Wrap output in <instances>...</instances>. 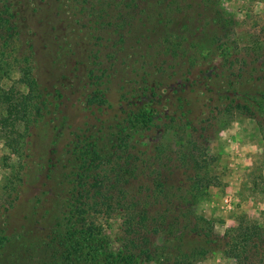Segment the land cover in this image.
Returning a JSON list of instances; mask_svg holds the SVG:
<instances>
[{
    "label": "rangeland",
    "instance_id": "obj_1",
    "mask_svg": "<svg viewBox=\"0 0 264 264\" xmlns=\"http://www.w3.org/2000/svg\"><path fill=\"white\" fill-rule=\"evenodd\" d=\"M89 1L0 0V264H264V0Z\"/></svg>",
    "mask_w": 264,
    "mask_h": 264
},
{
    "label": "trees",
    "instance_id": "obj_2",
    "mask_svg": "<svg viewBox=\"0 0 264 264\" xmlns=\"http://www.w3.org/2000/svg\"><path fill=\"white\" fill-rule=\"evenodd\" d=\"M84 1H86V0H78V10H81V9L85 8V9H89L90 12L94 11L93 10L94 5L90 4L91 2L89 0H87L86 2H84ZM115 1L116 0H104V2L106 4H105V8H104V13L103 14H105L108 11V9H113V8H115L117 6V2H115ZM158 1L160 2L161 9H162L163 12L165 11L167 13L169 11L170 12L177 11L176 14H180L182 12L181 3H182L183 0H158ZM203 1L207 5H209L211 3V1H209V0H203ZM205 4H204V6L206 7ZM86 6H87V8H86ZM157 20H158V17H157ZM215 21L218 22L219 18H217V20L215 18ZM227 52H228L227 49H222L221 52H220L222 54V57H224V59L227 58ZM225 63H229V60H226ZM188 84H189V85H187L188 89L185 90L186 92L194 91V90H196V88L199 87L197 85L198 83H195L194 81H190V82H188ZM30 90L33 91V86L32 85L30 86ZM28 100H29L28 97H24L21 101H19L17 103V105L19 106V110L18 111H20L22 115H24L26 112L30 111L29 110V107H30L29 103H27ZM171 123L172 124L174 123V118L173 117L171 119ZM245 243H247V242H245ZM242 247H243V245H242ZM251 259H252V257H249L248 255L244 256V260L248 261V263H246V264H252Z\"/></svg>",
    "mask_w": 264,
    "mask_h": 264
}]
</instances>
